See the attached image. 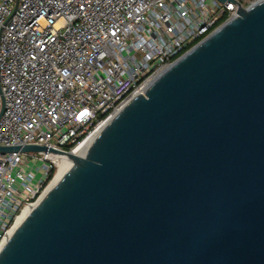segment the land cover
Instances as JSON below:
<instances>
[{
    "label": "water",
    "instance_id": "95a60500",
    "mask_svg": "<svg viewBox=\"0 0 264 264\" xmlns=\"http://www.w3.org/2000/svg\"><path fill=\"white\" fill-rule=\"evenodd\" d=\"M134 99L23 221L0 264H264V0ZM4 108L0 113V118Z\"/></svg>",
    "mask_w": 264,
    "mask_h": 264
},
{
    "label": "built area",
    "instance_id": "2783aa9c",
    "mask_svg": "<svg viewBox=\"0 0 264 264\" xmlns=\"http://www.w3.org/2000/svg\"><path fill=\"white\" fill-rule=\"evenodd\" d=\"M237 1L248 10L261 0ZM238 12L217 0H0V147L89 149ZM63 159L0 153V253Z\"/></svg>",
    "mask_w": 264,
    "mask_h": 264
},
{
    "label": "bare ground",
    "instance_id": "6f19581e",
    "mask_svg": "<svg viewBox=\"0 0 264 264\" xmlns=\"http://www.w3.org/2000/svg\"><path fill=\"white\" fill-rule=\"evenodd\" d=\"M88 146H81L77 150L74 151V155L80 158H86L88 153ZM74 164L70 162L68 159H63L62 164L60 165V169L54 178V180L49 185L46 195H48L64 178L65 176L73 169ZM46 197V196H45ZM33 209L26 210L23 214V216L19 219L17 226L19 227L23 221L32 213Z\"/></svg>",
    "mask_w": 264,
    "mask_h": 264
}]
</instances>
